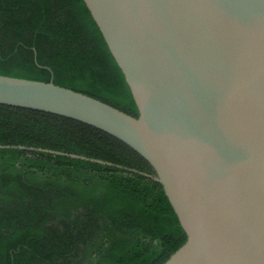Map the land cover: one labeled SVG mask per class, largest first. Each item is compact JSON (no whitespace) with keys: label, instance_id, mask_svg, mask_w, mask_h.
Returning <instances> with one entry per match:
<instances>
[{"label":"water","instance_id":"water-1","mask_svg":"<svg viewBox=\"0 0 264 264\" xmlns=\"http://www.w3.org/2000/svg\"><path fill=\"white\" fill-rule=\"evenodd\" d=\"M121 68L133 116L0 74V104L97 128L143 157L187 240L163 264H264V0H84ZM102 159L41 147L0 145Z\"/></svg>","mask_w":264,"mask_h":264},{"label":"trees","instance_id":"trees-1","mask_svg":"<svg viewBox=\"0 0 264 264\" xmlns=\"http://www.w3.org/2000/svg\"><path fill=\"white\" fill-rule=\"evenodd\" d=\"M0 74L54 83L133 116L125 76L84 0H0ZM0 264H163L186 240L150 164L82 122L0 104Z\"/></svg>","mask_w":264,"mask_h":264}]
</instances>
